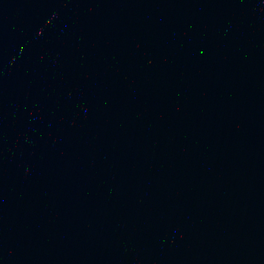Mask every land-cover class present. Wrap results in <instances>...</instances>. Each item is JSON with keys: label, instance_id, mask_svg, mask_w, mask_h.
Wrapping results in <instances>:
<instances>
[{"label": "water", "instance_id": "obj_1", "mask_svg": "<svg viewBox=\"0 0 264 264\" xmlns=\"http://www.w3.org/2000/svg\"><path fill=\"white\" fill-rule=\"evenodd\" d=\"M0 264H264V0H0Z\"/></svg>", "mask_w": 264, "mask_h": 264}]
</instances>
